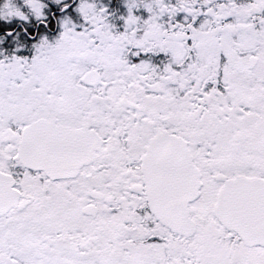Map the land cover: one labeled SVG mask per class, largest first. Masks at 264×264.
I'll return each mask as SVG.
<instances>
[{"label": "snow or ice", "instance_id": "obj_1", "mask_svg": "<svg viewBox=\"0 0 264 264\" xmlns=\"http://www.w3.org/2000/svg\"><path fill=\"white\" fill-rule=\"evenodd\" d=\"M0 264H264V0H0Z\"/></svg>", "mask_w": 264, "mask_h": 264}]
</instances>
